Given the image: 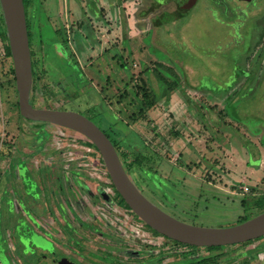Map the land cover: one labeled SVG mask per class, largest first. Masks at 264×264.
Masks as SVG:
<instances>
[{
    "label": "rangeland",
    "instance_id": "rangeland-1",
    "mask_svg": "<svg viewBox=\"0 0 264 264\" xmlns=\"http://www.w3.org/2000/svg\"><path fill=\"white\" fill-rule=\"evenodd\" d=\"M205 1L188 17L159 25L150 20L166 0L25 3L30 35L31 28L38 32L34 22L43 24L39 34L44 49H38L37 37L31 40L37 60L38 107L68 100L70 106L63 109L89 111L115 141L127 170L143 177L145 172L134 159L140 158L137 165L147 162V167L141 166L149 174L150 194L156 189L154 182L164 179L171 184V215L196 226L228 227L264 211V0L256 8L240 2L231 8L227 0ZM156 3L164 6L148 12ZM92 8H101L106 22L96 19ZM250 40L251 49L246 51ZM50 44H57L74 75L72 65H76L86 87H71L72 78L64 75L56 57L47 64L45 55L40 64L39 55ZM12 79L10 60L0 42V264L22 263L21 251L13 246L14 232L26 237L46 233L37 216L48 207L21 200L28 180L21 186L14 174L19 165L11 163L17 152L12 146L21 143L17 141L22 133L40 141L49 138L48 148L56 153L64 150L74 167L65 175L80 180L90 190V198L102 201L105 185L95 155L69 152L79 144L77 134L19 116ZM164 80L176 83L170 93ZM66 212L71 214L72 209L64 204ZM56 225L48 221L50 231ZM24 245L31 256V245Z\"/></svg>",
    "mask_w": 264,
    "mask_h": 264
},
{
    "label": "flooded vegetation",
    "instance_id": "flooded-vegetation-1",
    "mask_svg": "<svg viewBox=\"0 0 264 264\" xmlns=\"http://www.w3.org/2000/svg\"><path fill=\"white\" fill-rule=\"evenodd\" d=\"M166 1L169 5L167 6V3L164 2L165 7L155 12V15L153 14L150 24L154 23L159 25L163 23L162 21L165 13L171 14L169 18L171 23L180 21L188 17V15L205 0H194L195 3L193 6L190 5L192 4L191 0ZM222 1L224 2L225 0ZM227 1L231 2V8L237 6L236 2L252 5L253 8L259 7V0ZM184 2L186 3L184 4ZM162 5L163 4L159 3V6ZM151 8L155 9L156 6L151 5ZM92 10L96 19H102L103 23L106 22L105 19L101 17V8H92ZM262 13H264V10ZM258 14H260V12ZM159 16L160 18L155 20V18ZM89 23L86 21L84 24L90 27ZM34 25H36L38 32L31 28L30 47L32 48L33 46L31 40L33 41V38L37 37L39 39V43L37 44L38 49H44V43L39 34V29H41L40 26L43 24L40 20H37L34 22ZM257 26L259 25L256 24L254 29L257 28ZM251 40L247 45L246 51H250L251 49ZM57 44H50L48 49L45 46V51H41L42 53L39 55L40 64H44L43 56L45 55H47L46 57L48 58L47 64L52 63V58L56 57L60 61L59 64L64 75H66L68 79L70 77L72 78L70 82V85H72L71 87L78 88L81 84L86 87L85 84L87 82L80 79L81 73L79 72L80 70L76 68V65H72L73 69L77 72V74L74 75L75 73L74 71H70L69 65L67 64V67L64 64V57L60 56L56 50ZM35 56L36 52L34 51L32 52L33 87L31 92V104L35 108H40L41 106L38 107L39 103L35 97L37 84V60H35ZM65 57L68 58V55L66 54ZM240 57L242 58L243 54ZM241 58L237 59L239 65L238 71L242 69ZM245 74L249 73L247 72ZM84 93L86 94V92ZM69 104L70 101L65 100L59 105L57 104L56 106L49 107L42 106L41 108L59 111H74L92 120L91 117L93 116L89 111H84L85 114L75 110L63 109V106ZM101 109H103V107ZM94 123L97 124L96 122ZM54 127L74 132L80 137L78 139L79 144L73 145V151L69 152H86L87 155L93 154L96 156L98 165L100 166L99 168L103 171L105 177V185L102 188L104 196L102 201L90 198V190L87 187H83L80 180L75 179L74 181L73 175L71 177L65 175L67 173H73L74 167L69 166V161L67 160L64 150L56 153L48 148L49 138L40 141L38 136H24L25 133H22L20 137L22 140L18 138L17 141L21 143L12 146V148L14 147L12 152H17L13 153L14 155L12 154L13 156L10 157L12 159L11 163H15V167L19 165L17 173H15L14 170L16 180L22 182L21 186L25 180H28V185L24 184L26 188H20L21 192H23L21 200H25L27 204L29 202H43L48 208L41 215L38 214L37 216L41 228L46 229V233H40L45 248L39 249L30 244L31 247L29 250L32 251L31 256L34 254L36 255L34 259L29 255L26 246L21 248L19 235L17 231L14 232V237L17 238L15 241L17 245L16 250L21 251L19 255V258H22L21 264H262L261 262L264 261V236L243 243L203 247L181 243L159 233L146 224L141 217L130 208L125 199L118 192L112 182L104 159L94 143L86 136L76 131L56 125ZM111 138L110 135L109 139L111 140ZM114 142L113 140L112 143L116 147ZM35 163L38 164L34 165ZM123 165L125 167L124 162ZM126 171L132 181L149 200L171 214V193L168 191H171L170 183L164 179H161L163 183L160 184L154 182L153 188L156 189L150 194L151 192H148L146 189V186L149 185L148 172L143 173V178L140 177L139 174L131 172L129 168L128 170L126 169ZM26 172L28 173L26 174ZM31 172L33 175L30 174ZM77 173L78 172H76V174ZM26 175L31 176L28 178ZM82 190L83 193L80 192ZM105 193H110L111 196ZM64 204L72 209L71 214L67 212L65 214L63 213ZM9 208V206H6L8 212ZM54 209L57 210V213ZM13 211H15L14 207ZM114 211L118 213L114 215ZM14 213L19 214L17 211ZM48 221L50 223H52V221L56 222L57 225L56 228L53 229L54 231H50ZM243 221H246V219L244 218L241 222ZM24 248L25 252L23 250Z\"/></svg>",
    "mask_w": 264,
    "mask_h": 264
},
{
    "label": "water",
    "instance_id": "water-1",
    "mask_svg": "<svg viewBox=\"0 0 264 264\" xmlns=\"http://www.w3.org/2000/svg\"><path fill=\"white\" fill-rule=\"evenodd\" d=\"M196 1V0H195ZM191 0V6L195 3ZM186 2H184L185 4ZM159 6V3H156ZM154 5V6H156ZM15 71L21 115L29 120L65 127L86 136L100 151L113 184L130 208L150 227L178 242L193 246H223L264 236V211L228 227H202L184 222L149 200L128 175L109 137L88 117L74 111L35 108L31 104L33 62L24 0H0ZM154 10V8H151ZM171 14L165 13L164 21ZM21 244L45 248L40 233H17ZM25 246V245H24Z\"/></svg>",
    "mask_w": 264,
    "mask_h": 264
},
{
    "label": "trees",
    "instance_id": "trees-1",
    "mask_svg": "<svg viewBox=\"0 0 264 264\" xmlns=\"http://www.w3.org/2000/svg\"><path fill=\"white\" fill-rule=\"evenodd\" d=\"M24 4H25V8H26V15H27V23H28V12H27V5L25 3V0H24ZM149 11H151V9H149ZM148 11V12H149ZM29 30V29H28ZM29 37H30V32H29ZM0 42L2 43V45H4V48H5V55L6 57L10 60V73L13 75V82H15L16 78H15V71H14V65H13V60H12V54H11V49H10V46H9V40H8V35H7V30H6V25H5V21H4V17H3V13H2V10H1V7H0ZM166 68V67H165ZM171 71V73L174 75H177L176 72L174 71L175 69L173 68H170L169 69ZM158 73L159 76H161V72H156ZM178 76V75H177ZM179 77V76H178ZM165 84H166V87H167V90H168V93H170L171 91L174 90L175 86H176V83L175 82H170V81H167V80H164ZM145 98L146 99H149L150 98V94L149 92H146L144 94ZM152 104V103H151ZM16 107H17V110H18V113H19V116L22 117L21 113H20V109H19V102H16ZM140 158H136L134 159V162H135V165L139 167V169L141 170V172H145L147 173L148 171L146 169H144V167L141 166V164H144L146 166L147 162H143L141 160V162H139V164L137 165L136 163L138 162ZM147 167V166H146ZM112 186L114 187V185L112 184ZM116 191V189H115ZM258 203V202H257ZM260 205V203H259ZM249 217H253V215H249V216H246L245 219L248 220L250 219ZM244 222V221H243ZM239 223H241V221H239Z\"/></svg>",
    "mask_w": 264,
    "mask_h": 264
},
{
    "label": "crops",
    "instance_id": "crops-1",
    "mask_svg": "<svg viewBox=\"0 0 264 264\" xmlns=\"http://www.w3.org/2000/svg\"><path fill=\"white\" fill-rule=\"evenodd\" d=\"M68 20L70 21V19H69V18H68ZM80 25H81V24L79 23V27H80ZM66 26H67V25H66ZM19 242H20V241H19ZM20 243H21V242H20ZM13 246H14V248L17 246L15 242H14ZM21 246H24V245H23V244H21Z\"/></svg>",
    "mask_w": 264,
    "mask_h": 264
}]
</instances>
